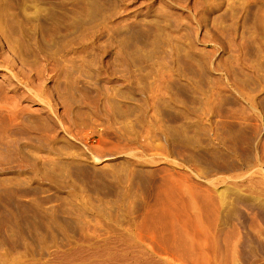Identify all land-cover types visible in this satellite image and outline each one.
Here are the masks:
<instances>
[{
    "label": "rangeland",
    "instance_id": "374dc122",
    "mask_svg": "<svg viewBox=\"0 0 264 264\" xmlns=\"http://www.w3.org/2000/svg\"><path fill=\"white\" fill-rule=\"evenodd\" d=\"M261 120L264 0H0V264H151L167 173Z\"/></svg>",
    "mask_w": 264,
    "mask_h": 264
},
{
    "label": "bare ground",
    "instance_id": "6f19581e",
    "mask_svg": "<svg viewBox=\"0 0 264 264\" xmlns=\"http://www.w3.org/2000/svg\"><path fill=\"white\" fill-rule=\"evenodd\" d=\"M211 137L191 143L190 157L201 174L168 172V189L146 212V220L154 217L151 264H264V146L241 144L243 138L232 134ZM244 156L255 159L245 172L219 166ZM103 253L108 261L117 258L109 249ZM81 256L80 264L107 262L102 254L88 259L82 249L68 254L67 260ZM140 261L137 258L136 264Z\"/></svg>",
    "mask_w": 264,
    "mask_h": 264
}]
</instances>
